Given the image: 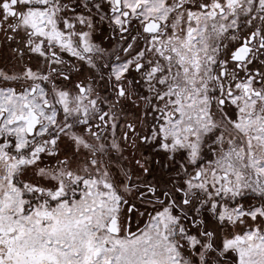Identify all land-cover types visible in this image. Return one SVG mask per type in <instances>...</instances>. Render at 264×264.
I'll return each instance as SVG.
<instances>
[{
	"label": "snow or ice",
	"instance_id": "obj_1",
	"mask_svg": "<svg viewBox=\"0 0 264 264\" xmlns=\"http://www.w3.org/2000/svg\"><path fill=\"white\" fill-rule=\"evenodd\" d=\"M0 264H264V0H0Z\"/></svg>",
	"mask_w": 264,
	"mask_h": 264
}]
</instances>
